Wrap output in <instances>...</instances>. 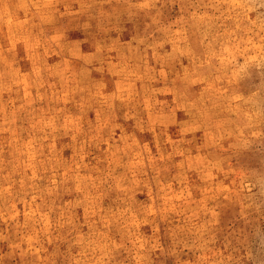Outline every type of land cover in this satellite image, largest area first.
<instances>
[{
	"label": "clouds",
	"instance_id": "9594fccd",
	"mask_svg": "<svg viewBox=\"0 0 264 264\" xmlns=\"http://www.w3.org/2000/svg\"><path fill=\"white\" fill-rule=\"evenodd\" d=\"M0 264H264V0H0Z\"/></svg>",
	"mask_w": 264,
	"mask_h": 264
}]
</instances>
